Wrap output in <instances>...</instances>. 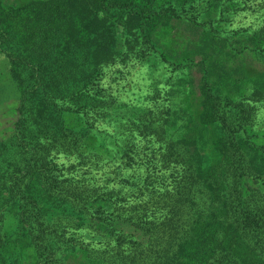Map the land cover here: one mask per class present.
<instances>
[{"label": "rangeland", "instance_id": "374dc122", "mask_svg": "<svg viewBox=\"0 0 264 264\" xmlns=\"http://www.w3.org/2000/svg\"><path fill=\"white\" fill-rule=\"evenodd\" d=\"M147 5L160 11L148 29L153 42L124 35L114 60L84 74L64 71L62 92H30L33 82L0 54V264H103L118 251L134 255L138 244L127 242H141L135 225L155 220L144 212L159 208L161 221V197L179 194L177 179L196 154L223 169L224 143L252 144L245 176L264 191V0ZM23 104L19 121L28 131L17 138ZM35 219L54 225L38 229Z\"/></svg>", "mask_w": 264, "mask_h": 264}, {"label": "trees", "instance_id": "16d2710c", "mask_svg": "<svg viewBox=\"0 0 264 264\" xmlns=\"http://www.w3.org/2000/svg\"><path fill=\"white\" fill-rule=\"evenodd\" d=\"M159 13L148 7L147 0H28L14 5L0 0V54L11 59L16 75L26 74L33 82L30 92H62L64 71L80 68L84 74L114 60L122 55L119 41L124 35L131 33L138 44H151L149 25ZM141 27L146 28L138 34ZM27 106L23 104L16 111L13 134L17 138H26L28 129L19 120L27 115L22 111ZM17 124H21L19 129ZM237 134L227 132L230 138L234 135L233 139ZM240 135L242 140L248 136ZM223 145V169L213 164L210 156L199 158L196 154L190 173L177 179L179 194L161 197V221H157V208L144 212L155 220L134 224L141 232V242L135 236L127 242L138 244L131 252L134 255L122 256L118 251L119 257H103L100 261L110 264L109 260L117 258L114 264H264V191L249 186L245 176L253 170L248 149L256 151L245 142ZM189 176L195 181L188 180ZM36 214L41 221L47 219L48 213L40 208ZM119 217L112 219V231ZM50 222L35 219L34 224L50 230L54 225ZM121 234H117V241ZM41 245L52 250L48 242ZM153 247L159 248L154 251Z\"/></svg>", "mask_w": 264, "mask_h": 264}]
</instances>
